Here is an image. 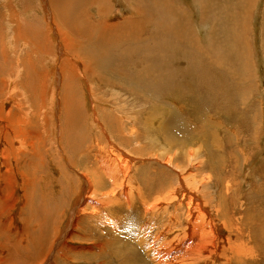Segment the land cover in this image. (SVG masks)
Listing matches in <instances>:
<instances>
[{"label":"rangeland","instance_id":"rangeland-1","mask_svg":"<svg viewBox=\"0 0 264 264\" xmlns=\"http://www.w3.org/2000/svg\"><path fill=\"white\" fill-rule=\"evenodd\" d=\"M169 1L177 10L175 13L181 11L188 19L192 34L196 38H193L196 43V49L180 43L176 45L177 40L169 41L167 35L152 38L147 48H158L159 51H157L161 54L160 56L164 57L165 54L169 62L165 63L164 67L160 69L148 65L147 77H139L135 82H131L125 77H120L117 73L111 74L114 65L118 62L117 56L111 58L108 64L110 66L107 65L103 72H101L102 70L99 67V60H96L95 64L98 66L99 74L105 78L111 77V79H115V82L108 81L109 84L101 83L100 85L97 80H92L91 76L87 78V81H90L92 86H97L92 87V90L94 92V89H96L95 97L98 100V102L96 100V107H99L98 110L102 117L101 122L103 121L106 127L108 126L111 129L108 131L109 136L112 135V139L118 148L120 147L126 153L130 152L137 156H147L135 168L137 182L145 177L154 178L155 175L157 176V170H164L167 174H161L167 184L160 185L159 182L156 183L152 179L150 180L149 188H154V190L164 188L166 190L163 195H165L173 185L174 176L178 171L175 168L180 166L182 169L191 170L190 164L197 162L200 164L197 170L201 173H208L211 176L210 182L206 185L207 187L205 186L203 192L198 196L199 202L206 204L209 201V205H211L210 212L219 220V224L227 221L230 215H234V220L236 221L241 216H244V222L242 220L243 226H241L244 228V235L256 234L255 236L262 241V238L264 240V57L261 50L262 36L260 32L262 30L261 20H264V0H254L255 4H253V7L255 9L253 8L250 12L249 27H251L248 31V33L250 32L248 34V45L250 63L252 65L250 64V77L248 76V79H244L246 87L244 82L243 85L240 82L241 77L243 76L244 78L246 76L244 73L240 77V75L225 71L227 74L224 79L225 83L237 85L243 89L242 91L239 89V94L241 95L230 106L226 105L224 98L219 99L217 103L212 102L209 99L211 97H209L206 88L202 86L198 88L199 80L208 76V69L202 62L204 63V57L208 55V35L212 22L210 20L206 22L200 21V8L196 0ZM109 2L110 4H108L107 0H100V3L96 5V9H93V11L89 10L88 13L90 16L95 17L99 15L102 17L101 15H103L105 20L109 21L108 19L110 18L111 22L115 23L122 19L141 18L143 14L149 12L151 7L149 4L138 5L137 0H130L129 5L134 9L130 10L129 6L117 4L116 0H109ZM0 4L6 3L0 1ZM7 4H10V8H14V13L16 14L14 20H17L20 15L21 31L26 26H41L42 28L48 27L50 29L47 32V46L50 51L46 54L37 52L32 54L33 62L31 66H27L28 73H40L42 75V78L30 80L34 86L41 85V87L36 88L38 90L33 91L26 83L24 67L17 60V58H22L24 55L25 43L21 40L18 42L8 41V24L5 20L8 12L1 13L0 11V62L4 57H7L11 63L10 73H4L6 75L2 76L3 70L0 71V153L3 157L0 155V264H119L120 261H123V257L133 253L132 250H129L130 246L122 249V246L125 245V239L118 233L109 231V228L98 230L94 222L90 223L86 216H82L83 219L81 217L75 219V214L79 210V204L77 203L78 192L80 186L87 183L83 176L84 173L87 175L88 172H91V176L88 173L90 178L96 172V174H101L99 171L100 161L97 158L106 157L107 154L109 156V152L113 151L108 148L107 137L104 132H102L103 134L101 133L99 125L95 127L93 123L89 122L88 116L91 114V110L87 102L88 92L85 88L82 74L79 72L82 67L80 63L71 60V63L75 64L74 67L77 65L76 76L78 78L71 81L72 79L68 80L66 74V76L63 75L61 70L63 59L70 60V56L64 53L65 46L59 42L58 36L55 35L50 25L45 21L43 11L36 8V2L34 8L32 10L29 8L26 12L22 11L24 7L22 8L21 6H24L25 3L23 5L20 0H8ZM219 6L214 4L213 11L217 10L214 11L216 15L222 14L224 16L230 12L228 11L229 9L226 10ZM262 7L263 12L261 13ZM97 9L99 11H96ZM0 10H6V8L0 7ZM161 10L166 13L162 8ZM98 12H101V14ZM25 22H27V25H24ZM220 27L219 30L221 31L218 32L222 36L225 33L224 25L221 24ZM225 27L227 29L229 23ZM155 28H158V26ZM149 29L150 27L146 26V32ZM12 36L13 33H11V38ZM73 38L81 40L78 35H73ZM222 43L230 45L231 40L230 42ZM2 53L4 57H2ZM241 59L243 58L241 57ZM241 59L237 64V66L239 65L237 67L239 72L242 71L243 62ZM116 68L122 75L124 73L125 75L128 74L127 67L123 64ZM185 70L188 76L192 77V79H189V85L191 86L186 93L176 90L174 94L168 95L155 91L156 88L154 87L158 86L160 88L161 81L166 79L171 73L177 72V78L179 79L183 77ZM130 72L139 73V69L133 68ZM228 76L231 78L237 77L238 83L230 82ZM205 79H208V77ZM9 80L10 83L8 84ZM3 81L6 82L3 83ZM65 87L70 95L72 93L69 92L68 88H71V91H75L77 96L79 95L78 97L82 101L80 102L84 106L85 116L87 117H85L87 122L82 125V128L74 127V130H71L72 134L69 141L72 144L69 142L68 145L70 146L71 144L69 148H73L72 153L73 151L75 153V156L72 157L74 160L71 159V161L67 159L70 157L67 154L68 152L64 154L63 150L61 152L58 150V147L63 148V143L66 144L67 132L69 131L66 121L62 119L66 110L65 100L68 99L67 95H65ZM224 87L226 93L234 98L236 97L228 86L223 84L222 88ZM167 97L169 98L167 99ZM217 108L218 110H215ZM180 109H184L181 112L185 116L187 114L189 120L193 116L190 120L193 126L191 124V126L188 125L184 121L180 115ZM155 112L158 113L155 114ZM172 112L173 116L177 118L175 126L180 127L178 129L175 126L168 125L172 121H169ZM154 117L155 120L153 119ZM157 118H159V121ZM124 119L127 121L125 122ZM122 120L123 122H120ZM167 121H169L168 124ZM124 122L127 124H125L126 130L122 128L124 127ZM165 125L169 127L165 128ZM113 126L116 130L112 129ZM108 127L107 130H109ZM203 127L206 129L203 130L204 133L207 134L205 138L198 139V133L202 131ZM79 129L82 130L78 132ZM76 130L80 134L79 137H77L78 133ZM130 130H134V133L131 134ZM191 130L192 132L194 131V134ZM74 131L77 133L76 135ZM12 134L15 137L10 138ZM80 137H82L81 142ZM164 138L173 140L172 146L166 144ZM183 139L188 144L183 145L185 141ZM8 141L10 144H8ZM75 144L78 145L77 149ZM93 144H97L99 150L101 149V154L103 152L106 154L103 153L102 156H100L101 154H96ZM102 149L103 152H101ZM80 150L83 153H80ZM138 150L141 151L139 152ZM168 150L170 155L175 153L173 165L164 163V160L168 157L166 156ZM189 151L194 153V156L190 159L187 158ZM66 155L67 157H65ZM148 156H157L159 159L164 160L155 161ZM101 176L103 175L101 174ZM100 178V183L96 182L98 183L96 188L101 191L103 187L108 188L110 184L104 177ZM227 180H230L228 182L231 184L229 194L222 187ZM144 191H149V189L144 188ZM83 193H85L84 190ZM96 193L94 189L92 191L93 196ZM222 193L225 195L223 196ZM99 197L96 196L98 200ZM82 198L85 197L82 196ZM229 198H232V200ZM78 200L82 199L79 197ZM230 201L233 202V205ZM235 201L241 202V204L238 203L236 206L237 202ZM36 207L39 208L38 212ZM217 207L220 208V213L222 214H215L214 210ZM43 209L48 210V214L51 215L45 216ZM138 209H140V206L139 203H136L132 212L127 214L124 212L128 217L125 218L126 225L131 228V231L139 232L145 230L144 232L148 234V227L161 228L164 225L163 223L167 222L165 220L167 217L161 212L157 216H145L140 212L137 214ZM41 210L44 215L41 214ZM251 221L259 223L258 227L260 229L255 230L257 223L251 224ZM232 222L234 228L240 226V223ZM104 229L108 232L105 235L101 234L105 232ZM42 230L43 233H41ZM220 235L221 237L226 236L225 231L220 229ZM38 239L43 240L40 241L44 242V246L46 242L49 244L53 243L50 250V245L48 244L46 250H43L42 254L36 257V249L43 248L39 245ZM108 239L111 242L107 241ZM252 241H255L254 238H252ZM32 242H35V244ZM130 243L138 245L135 240H131ZM259 244L260 248L256 252L257 256L252 260H247L248 262L246 261L244 264H264V242H259ZM113 246H118L120 249L112 250ZM134 250L136 253H144L142 248L136 247ZM112 253L117 254V256L111 255ZM231 264L241 263L235 261Z\"/></svg>","mask_w":264,"mask_h":264},{"label":"bare ground","instance_id":"bare-ground-1","mask_svg":"<svg viewBox=\"0 0 264 264\" xmlns=\"http://www.w3.org/2000/svg\"><path fill=\"white\" fill-rule=\"evenodd\" d=\"M0 1H2V3H6V4H0V7L6 8V10H0L1 13L8 12V14H6V19H5L8 24L7 25L8 41L18 42L19 40H21L23 43H25L24 47L26 49L24 50V55L22 56V58L21 57H19V59L17 58V60L24 67V74L27 85L30 86L33 91L38 90L36 88L41 87V85L34 86L33 84H31L30 80H32L33 78L35 79L42 78V75L40 73L29 74L30 72L28 73L29 70L27 66L32 65L33 52H37L39 54H46L47 52L50 51V48L47 46L48 43L47 32L50 31V29L48 27L42 28L41 26H36V27L26 26L25 28L22 29L23 31H21L20 15L17 20H14V16L16 15L14 13V8H10L11 7L10 4H7L8 0H0ZM107 1L108 4H110L109 0ZM129 1L130 0H116L117 4H121L123 6H129L130 10L131 9L134 10L133 7L129 5ZM196 1L199 3L200 21L206 22L210 20V22H212L208 35V44H207L208 55L204 57V63L202 62V64H205V67L208 69V76L204 74L205 72L203 73L206 77H208V79H205L206 77L200 79L198 82V88H200V86L206 88L209 97H211L209 99L212 102L217 103L219 99L224 98L226 105L230 106V104L235 103V99L241 95L239 94V89L241 91L243 89L237 85L226 84L224 79L225 77H227V74L225 71H230L235 75H240V77L241 74L244 73L246 76L244 78L242 76L240 82L242 85L244 82V86L246 87L244 79L246 78L248 79L250 77L249 75H251V65H252L250 63V49L248 45V34L250 33V32L248 33V31L251 27V26L249 27V17L251 16L250 12L254 8L253 4L255 3L254 0H196ZM35 2L37 3L36 8L43 11L45 15V21L50 25L51 30L54 31L55 35L58 36L59 42H61L65 46L64 53L70 56V60L63 59V64L61 66L63 75L66 74L68 76V80L72 79L71 81H73L76 78H78V76H76L77 65L74 67L75 64L71 63V60L80 63L82 68L79 70V72L82 74V79L84 80L85 88L88 92L87 102H88V106L90 107L88 108L91 110V114H89L88 116V118L90 119L89 122L91 124L93 123L94 124L93 126L95 127L99 125L101 133L104 132L105 136L107 137L106 142H108L107 144L108 148L113 150L109 152V156H107L108 155L107 154L105 157L102 156V154L105 153L103 152V149L101 151L103 153L101 154L100 153L101 149L99 150L97 144L95 145L93 144L96 149V154L99 155L101 154L100 156H102L97 159L100 161L99 171L103 176H101V174H96L97 173L96 172L94 175H92V178H90L88 177L89 172L87 173V175L84 173L83 176L85 177L87 183H85L83 186H80V190L78 192V197H77L79 210L75 214V219L79 217L83 219L82 216H86V219L88 218L90 223H92V221L94 222V225L95 227L98 228V230H102V228H109L110 229L109 231H112L113 233L116 232L125 239V245L122 246V249L123 248L125 249L128 246H130L131 248L129 250H132L133 253L129 254V256L123 257L122 258L123 261H120L119 264H151V263L152 264H231L235 261L244 264L247 260L254 259L257 256L256 252L260 248L259 242L262 241L264 242V240L262 238V241H260L259 238L255 236L256 234H249L248 236L244 235L243 233L244 228L241 227L243 226L244 216L241 217L239 216L240 218H238V220L236 221L234 220L235 216L230 215L229 218L226 217L228 218L227 221H224L222 224H219V220L216 217H214L210 212L211 205H209V201L206 204H204V202H199L198 196L200 195L201 192H203L204 187L208 185V182H210L211 180V176H209L208 173H201L197 170V168H199L200 166L199 163L197 162H194L193 164L191 163L190 164L192 168L191 170H185L182 169L180 166H177V168L175 169H177L178 171L177 174L174 176L173 185L169 188V192L165 195H163L166 190L164 188L162 189L157 188L156 190H154V188L151 189L149 188V183L150 180L152 179H154L156 183L159 182L160 185L167 184V182L164 181V176L161 174V173L167 174L164 170H160V171L157 170L156 171L158 172L157 176L155 175L154 178L145 177L141 181L137 182V179L135 177L137 176L135 172V168L139 166L140 165L139 163H142L144 161V158H147V156H137L130 152L126 153V151L124 152V150H121L120 147L118 148V146L114 143L112 139V135L109 136L108 131H110L111 129H109V127L107 126L109 129L107 130L106 125L103 123V121L101 122L102 117L98 110L99 107H96L97 104L96 103L97 99L95 97L96 89H94V92L92 90L93 89L92 87H97V86H92L91 82L87 81V78L91 76V79L92 80L95 79V81L97 80L100 83V85L101 83L109 84L108 81L115 82L114 78L113 79H111V77L105 78L104 76L99 74L100 72L99 70H97L98 66L95 64V61L99 60V67L102 70L101 72H103L113 56L118 57V62H116V64L114 65L111 74L117 73L120 75V77H125L131 82H135V80L138 79L139 77H143V78L147 77L148 65L155 66L156 68L159 69L164 67L165 63L169 62L168 61L169 59L165 57V54L164 57H161L160 56L161 54L158 53L159 51L158 48L157 49L147 48V45L148 47L150 45L151 42L150 40L152 38L154 39V37L157 36L160 37L162 35H167L169 37L168 38L169 41L171 40L179 41V42L176 41V45L180 43L183 44L184 46H189L196 49V43L194 40L196 38L192 34V28L188 23V19L182 14L181 11L175 13L177 10L172 6L169 0H137L138 5H143V4L151 5L149 12L147 14H143L141 18L138 17V18H133L131 20L122 19L121 21H117L115 23H112L113 21L111 22L110 18L108 19L109 21L105 20V17L103 15H101L102 17H100V15L98 17H95V16H90V14L88 13L89 10L93 11V9H96V5L100 3V0H29L27 2L26 0H20V3L24 5L21 6L22 8L24 7L22 11L26 12L27 9L29 8H31L32 10L34 8ZM214 4H218L221 7H223V9L226 10L229 9L228 11L230 12L226 13L224 16L222 14L216 15L215 14L216 12H214L216 9L213 11ZM88 6H93V7H88ZM263 7H264V2H263ZM263 7L261 13L263 12ZM161 8L166 13H164L161 10ZM108 9H109V5H108ZM96 11H99V9H97ZM98 13L101 14V12ZM230 20L231 22H229ZM0 23H1V16H0ZM228 23H229V27L226 29L225 25ZM261 23H262L261 24L262 30L260 32L262 36L261 50L264 57V20H261ZM221 24L224 25V30H225L224 31L225 33L222 32L223 33L222 36L218 32L221 31L219 30L221 28L220 27ZM24 25H27V22H25ZM146 26L150 27V29L147 30V32H146ZM156 26H158V28H155ZM11 33H13L12 38H11ZM73 35H78L81 40H75L73 38ZM168 39L166 40L168 41ZM230 40H231L230 45L228 44L224 45L222 43V42H230ZM216 43H220V44H216ZM2 57H4L3 53H2ZM241 57L244 59V61L243 59H241ZM240 59L243 62L241 72H239L238 70L239 68L237 69V67L239 66V65L237 66V64L240 61ZM120 64H123L124 66L127 67L128 70L127 75H125V73L124 75H122L116 68ZM133 68H138L139 73H131L130 71ZM1 70H3L2 76L6 75L7 73H10L11 63L7 57H4L3 60L0 62V71ZM177 76H178L177 72L171 73L166 79L161 81L160 88L158 86L154 87L156 88L155 91L157 90L161 94H168V95L174 94L176 90L179 92L186 93V91L189 90L188 88H190L191 86L189 85V79H192V77L188 76L186 70L183 73V77H180L178 79ZM228 80L235 84H237L239 81L237 77L231 78L230 76H228ZM5 82L6 81H3V83ZM7 83L9 84L10 80ZM223 84L225 86H228V88H230V91H232L236 96L235 98L224 91L225 87L222 88ZM68 90L69 92L72 93L73 96L68 93L65 87V91H66L65 95H67L68 99L65 100L66 110L65 113H63L62 119L63 121H66V125L69 127V131L67 132L66 144L63 143L62 144L63 148L61 149V147H58V150L60 152L63 150L64 154L68 152L67 154L70 157H68L67 159L71 161V159L74 160V158L72 157L75 156L74 151L72 153L73 148L72 149L69 148L71 147L72 144V142L69 141V138H71V134H72L71 130L74 127L82 128L83 127L82 125H84L85 122L87 121H85L86 111L84 110V106L81 103L82 101L78 97L79 95L77 96V94L73 90L72 92L71 88H68ZM168 98L169 97H167V99ZM182 110L184 111V109ZM182 110L180 109L179 112L182 118L184 119V121L187 122L188 125L191 124L193 126V123H191L192 121H190L193 116L189 120L188 115L186 114L185 116L181 112ZM215 110H218V108ZM156 113L158 112H155V114ZM153 119L155 120V117ZM157 119L159 121V118ZM169 119H170L169 121L171 120L172 121L170 122V124H168L169 121H167V124L171 126H175L177 118L173 116V112L172 115L169 117ZM120 122H123V120ZM125 122L123 123L124 127H122L124 128V130H126ZM155 123H157V121H155ZM151 125H153V123H151ZM168 127L166 126L165 128ZM176 128L178 129L180 127H176ZM189 128L191 129V127ZM112 129H115L114 126ZM129 129L131 128L129 127ZM163 129H162V133L164 132ZM80 130L82 129H79L78 132ZM184 130L186 131V129ZM203 130L206 129H204L203 127L202 131L198 133V139L205 138V135L207 133L205 134ZM76 132L74 131L75 135L78 133ZM116 132L118 133V131ZM130 132L132 134L134 133V130H130ZM192 133L194 134V131ZM164 135L166 136L165 133ZM79 136L80 134L78 133L77 137ZM13 137H15L14 134H12L10 138ZM81 138L82 137H80V142L82 141ZM164 140L166 144L172 146L173 140H171L170 138L168 139L164 138ZM69 142L71 143L70 146L68 145ZM8 144H10V142ZM185 144H188L186 140L183 142V145ZM75 145H76L75 148L78 147L77 144ZM81 151L82 150H80V153H83ZM149 151L147 152L149 153ZM169 152L170 151L168 150L166 155L168 157H166L165 160L164 159L162 160H164L165 164L173 165L172 162L175 159V153L170 155ZM0 155L2 157L1 153ZM192 156H194V153L189 151L187 153V158L190 159ZM65 157H67V155ZM149 158L155 161L161 160V158L159 159L157 156H152ZM66 162L68 161L66 160ZM162 176L163 178H161ZM100 177H104V179H106L110 184L108 188L103 187L101 191L96 188V184H98L96 182L100 183V179H101ZM228 181L230 182V180H227L226 182H224V186L222 187L223 189H225V192L229 194L231 189V184ZM100 186L102 185L100 184ZM144 188L149 189V191L145 192ZM94 189L97 192L95 196H93L92 194V191ZM83 190L85 193H83ZM224 195L225 194H223V196ZM82 196H84L85 198H82ZM96 196H100L99 200L96 198ZM79 197L82 200H78ZM229 199L232 200V198ZM229 199H228V203H229ZM236 199L238 200V198ZM230 202L233 205V202L232 201ZM136 203H139L140 206V209H138L137 214L140 212L142 215L145 216L146 215L157 216L158 213L161 212L163 215L165 214V216L167 217V219H165L167 220V222L163 223L164 225L161 228H157L155 226L148 227V234L144 232L145 230L139 232L131 231V228L126 225L125 218H128L126 216L128 212H132L135 209ZM238 203L239 202H237V204L235 203L236 206L238 205ZM239 204H241V202ZM38 210L39 208H37V212ZM214 211L216 212L215 214L217 215L222 214L220 213L221 211L220 208L218 207ZM31 212L33 211L31 210ZM44 212H45L44 214H46L45 216L51 215L48 214V210L47 211L44 210ZM124 212H126V214H124ZM42 213L43 211L41 212V214ZM232 221L240 223V226L234 228ZM254 222L257 223L256 221H251L250 223L253 224ZM258 224L259 223H257V227L255 228V230L260 229L258 227ZM220 229L225 231L226 236L221 237ZM251 229H249V231H251ZM104 231L105 232L104 233L102 232L101 234L105 235L108 233L105 229ZM41 233H43V230ZM252 238H254L255 240L254 242L252 241ZM38 240H39V245L43 248L36 249V257H39L42 254V251L43 250L45 251L47 245L49 244L48 242H46V245L44 246V242H41L43 240L41 239ZM131 240H135L138 245L136 244L132 245V243H130ZM107 241H109V239ZM32 243L35 244V242ZM52 243L49 244L50 245L49 250L52 246ZM134 247L142 248L144 253L142 254V253L134 252L135 251ZM119 249L120 248L118 246L112 247V250H119ZM111 255L117 256V254L115 253H112Z\"/></svg>","mask_w":264,"mask_h":264}]
</instances>
